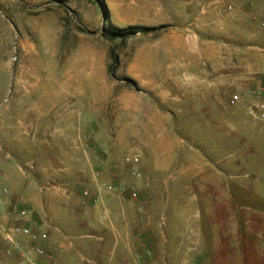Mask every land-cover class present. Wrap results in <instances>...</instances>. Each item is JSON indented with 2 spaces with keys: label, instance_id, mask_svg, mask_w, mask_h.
Segmentation results:
<instances>
[{
  "label": "rangeland",
  "instance_id": "rangeland-1",
  "mask_svg": "<svg viewBox=\"0 0 264 264\" xmlns=\"http://www.w3.org/2000/svg\"><path fill=\"white\" fill-rule=\"evenodd\" d=\"M212 1L0 0V199L10 198V184L15 191L27 190L17 207L1 204L0 217L27 208L32 196L40 206L46 200L40 189L56 183L57 176L67 177L62 188L68 192L84 191L75 176L100 172L93 166L102 161L106 167L128 165L144 180L149 173L157 177L148 178L147 191L159 201L148 202L155 201L153 213L162 209L170 238L183 203L186 211L198 209L188 203L200 194L203 180L224 182L231 176L227 164L242 155L222 159L221 151L242 143L257 152L246 154L248 163L234 176L264 210V122L249 114L250 126L243 127L240 118L248 113L229 102L241 91L244 73L220 69L224 58L202 61L197 73L194 66L167 72L180 61L183 43L193 63L198 44L218 52L240 44L230 33L249 34V45L264 42L261 19H249L242 28L231 25L223 3L203 8ZM129 26L158 29L115 37L117 29ZM250 50L264 56V50ZM134 156L141 164L125 161ZM88 164L92 171L85 169ZM55 195L64 198L58 188Z\"/></svg>",
  "mask_w": 264,
  "mask_h": 264
},
{
  "label": "crops",
  "instance_id": "crops-1",
  "mask_svg": "<svg viewBox=\"0 0 264 264\" xmlns=\"http://www.w3.org/2000/svg\"><path fill=\"white\" fill-rule=\"evenodd\" d=\"M221 3L226 10L224 19L231 25L242 28L250 23L249 19L258 18L264 26V0H213L203 8L215 10ZM229 37L241 43L224 52H218L211 46H205V51L198 44L191 54L193 63L187 60L184 43L180 44L183 51L181 59L177 64H169L167 72L194 66L197 73L202 69V61L216 63L224 58L220 63L224 66L220 69L227 74L235 69L244 73L240 82L241 91L236 92L241 96L237 105L246 110L245 115L248 113L246 117L240 118L241 125L249 127L247 117L250 114L248 106L251 99L248 90L264 84V56L258 53L253 55L250 48L264 50V42L260 40L258 44L249 45L247 41H252V36L244 32L230 33ZM179 40L182 41L181 38ZM228 52L231 60L227 56ZM250 58H255L257 63H251ZM260 63H263L262 69L256 72ZM227 77L229 79V75L225 77L226 80ZM218 85L215 81L216 89L220 87ZM247 137L250 138L249 134ZM242 139L247 142L244 137ZM242 144L235 150L226 148L221 151L222 159L240 152L242 155L227 164L225 170L231 176L224 182L219 178L203 180L200 194L188 203L189 207L198 206V209L186 211V204L183 203L182 213L178 210L170 238L164 231L162 209L159 215L152 211L153 203L159 201V196L151 192L149 194L141 186L143 184L132 178V170L128 165L110 164L106 167L104 162H98L93 166L100 169L98 177L92 173L81 178L75 176V180H79L84 189L77 194L62 188L68 186L66 176H57L56 183L49 181L46 183L49 187L40 186V191L46 197L40 206L38 198L32 196L28 200V207H25L30 208L33 214L35 231L47 235L42 244L50 249L63 248L53 259L40 261L44 264H136V258L140 255L145 264H264V210L257 208L254 195L249 192L250 187L234 176L239 165L248 163L246 154H255L257 148L252 145L243 148ZM85 169L92 171L90 164ZM106 169L107 174L104 173ZM17 171L20 176V167ZM151 175L157 179L149 173L146 180ZM10 186V198L5 199L8 210L17 207L16 201L27 191H15ZM106 186L123 188L124 191L108 192ZM136 187L142 188L138 189L139 199L133 200L130 198V190ZM57 188L64 198L55 195ZM85 191H88L87 196L83 194ZM149 197L155 201L149 203ZM138 207L143 208L142 214L138 213ZM137 218L142 221L141 225L135 222ZM130 220L134 221L130 223ZM157 232L160 233L159 238ZM143 244L150 250V255H146L147 249ZM0 264H13L12 259L4 258L2 250Z\"/></svg>",
  "mask_w": 264,
  "mask_h": 264
},
{
  "label": "built area",
  "instance_id": "built-area-1",
  "mask_svg": "<svg viewBox=\"0 0 264 264\" xmlns=\"http://www.w3.org/2000/svg\"><path fill=\"white\" fill-rule=\"evenodd\" d=\"M231 9V7H228ZM248 96L251 101L248 106L249 113L253 118L264 122V84H260L257 87L248 90ZM241 99V96L234 93L230 96V104H237ZM127 162L133 164L139 163V157L134 156ZM99 176V171L95 173V177ZM131 176L137 181H143L144 175L140 171L132 170ZM150 184L147 180L143 181V187L145 190L149 188ZM108 192L124 191L123 188H117L115 186H106ZM5 192V191H4ZM84 196H87L88 192L85 191ZM140 192L136 188L130 190V198L133 200L139 199ZM0 199V205L5 204V199ZM143 208L138 207V213L142 214ZM131 221L134 220H130ZM138 225L142 224V221L135 220ZM47 239V235L35 231V221L33 214L29 209L18 208L13 212H8L4 217H0V243L2 245V253L4 258L12 259L13 264H44L40 260L53 259L56 253L63 251V248L50 249L45 247L42 242ZM144 246V244H143ZM146 255H150V250L144 246ZM136 264H145L144 259L138 255L136 258Z\"/></svg>",
  "mask_w": 264,
  "mask_h": 264
},
{
  "label": "trees",
  "instance_id": "trees-1",
  "mask_svg": "<svg viewBox=\"0 0 264 264\" xmlns=\"http://www.w3.org/2000/svg\"><path fill=\"white\" fill-rule=\"evenodd\" d=\"M158 28L146 27V26H129L124 29H117L114 33L115 37H120L121 39H126L131 35L137 33H149L150 31L156 30ZM110 57L115 60L113 52H110Z\"/></svg>",
  "mask_w": 264,
  "mask_h": 264
}]
</instances>
